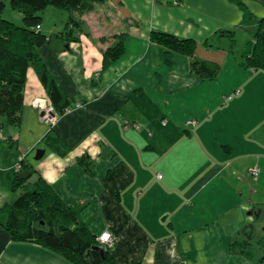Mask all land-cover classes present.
<instances>
[{
  "label": "crops",
  "instance_id": "crops-1",
  "mask_svg": "<svg viewBox=\"0 0 264 264\" xmlns=\"http://www.w3.org/2000/svg\"><path fill=\"white\" fill-rule=\"evenodd\" d=\"M239 3L256 29L264 7L257 12L252 5L264 0H181L179 7L97 0L71 15L58 9L64 21L37 53L64 100L83 107L48 133L35 100L50 98L28 67L19 123L0 119L6 187L7 172L23 157L35 170L30 181L42 179L92 235H113L109 256L116 264H264V257L258 263L229 247L250 248L253 234L264 230V70L243 68L241 56L228 50L226 32L234 37L247 23ZM70 17L81 31L64 44L58 36ZM153 31L207 41L209 53H223L216 75L202 79L177 53L168 54L166 66L163 48L149 39ZM120 35L123 54L104 65L103 52ZM189 119L197 121L192 131L182 124ZM38 150L44 153L34 160ZM0 264L72 263L13 241L0 225Z\"/></svg>",
  "mask_w": 264,
  "mask_h": 264
},
{
  "label": "trees",
  "instance_id": "trees-1",
  "mask_svg": "<svg viewBox=\"0 0 264 264\" xmlns=\"http://www.w3.org/2000/svg\"><path fill=\"white\" fill-rule=\"evenodd\" d=\"M88 1L97 0H9L10 8L20 12L22 18L21 25H18L0 17V22H4L7 29L12 30V27H16V33L19 35L18 40L11 36L0 39V87L3 91L0 93V119L7 126H16L20 121L26 71L31 64L35 67L37 77L55 109L60 112L62 108L70 105V102L64 100L48 69L40 63L37 50L49 40V37L40 29L36 31V27H40L41 15L46 8L61 9L71 15L78 10L90 9V5L85 6ZM238 6L244 13V20H248L251 15L246 7L240 3ZM4 7L5 4L0 1V15ZM75 31H81V24L70 17L61 36L58 37L67 44ZM226 33L231 38L232 48L233 31ZM117 37L116 42L102 54L104 65L116 61L123 54L124 37L121 35ZM149 37L151 42L163 48L162 57L166 66H170L168 54L177 53L189 58L190 71L202 79L213 78L220 67V59L218 60L217 56L223 53H217L221 52L219 50L215 51V54L209 53L206 50L210 47L207 41L199 45L192 39H181L159 31L151 32ZM240 61L243 68L264 70V18L257 20L256 29L247 42ZM51 130L52 128H49L48 133ZM34 172L29 163L22 161L20 169L14 171L11 185L12 191L21 188V194L9 202L0 204V225L9 233L10 238L15 242L44 247L72 264H116L109 256V248L104 247L103 256L92 250V247L101 245L78 221L76 211L60 201L42 179L30 181ZM248 246L247 242H232L229 245L231 253L245 258L251 255L250 251H247ZM261 247L263 253L258 263H261L264 257V245Z\"/></svg>",
  "mask_w": 264,
  "mask_h": 264
},
{
  "label": "rangeland",
  "instance_id": "rangeland-1",
  "mask_svg": "<svg viewBox=\"0 0 264 264\" xmlns=\"http://www.w3.org/2000/svg\"><path fill=\"white\" fill-rule=\"evenodd\" d=\"M5 4L4 10L2 11L0 17L2 19L5 20H9L12 22H15L18 25H21V19H19L20 17V12H16L14 10H12L9 6V0H0ZM260 7H264L262 4L257 3V4H253L252 5V9L255 11H260ZM51 10H45L42 13V27H43V31L44 34L47 36H51L54 37V32L56 30H58V28L60 27V23L64 21V19H59L58 17L61 15V13L58 11V9L55 8H49ZM62 11V10H60ZM20 13V14H19ZM251 18V16H250ZM249 18V19H250ZM247 20L246 25L242 26L241 28H239L237 31L234 32V42H233V47H232V51H234V55L236 56H241L242 52L245 50V46L247 44V42L251 39L252 34L254 33L255 29H252V22L250 20ZM10 28L7 29V25L4 24V22H0V35L2 39L5 36H11V37H15L18 40L19 35H17L16 33V27H12V30H9ZM6 31V33H5ZM228 43V42H226ZM230 47H228L229 49ZM1 49V47H0ZM3 92L1 87H0V93ZM49 128V127H48ZM3 140V138H2ZM1 140V141H2ZM2 143H0L1 145ZM33 158V157H32ZM23 161V160H22ZM18 162V161H17ZM6 169V167H4ZM7 181L5 178V183H7V187L6 184L3 183V179L0 175V186H2L1 188H3V191L6 193L5 195L7 196V198H5L2 202H9L11 200H13L15 197H17L20 193V188L15 189V191L11 190V181L13 178V174L14 172L12 170H10V172H7ZM6 177V174H5ZM263 236V237H262ZM264 238V230L260 229L259 231H256L255 234H253V238L251 239L250 243H251V247L249 248V251L251 252V254H253L254 259H259L262 256V245L263 243L262 240Z\"/></svg>",
  "mask_w": 264,
  "mask_h": 264
},
{
  "label": "built area",
  "instance_id": "built-area-1",
  "mask_svg": "<svg viewBox=\"0 0 264 264\" xmlns=\"http://www.w3.org/2000/svg\"><path fill=\"white\" fill-rule=\"evenodd\" d=\"M168 4L172 7H179L181 5V0H168ZM39 29L40 27L37 26L36 31H38ZM35 104L40 114V120L42 121L43 124H45L49 128H52L62 116L69 114L70 112H72V110L83 107V104L81 102L76 101L71 103L70 105L65 106L64 108L61 109L60 112H58L53 106V104L47 98L36 99ZM165 124H166V120H162L161 125L165 126ZM182 124L188 131H192L197 126V121L189 119ZM137 127H138L137 124H123L124 130L130 128H137ZM1 140H2V134L0 133V141ZM22 160L23 157L18 158L17 160L18 162H16L14 166L15 171H18L20 169ZM249 173L251 176L256 177L258 174V169L257 168L250 169ZM160 177L161 175H158V178ZM0 204H1V197H0ZM105 234L109 235V239L106 241L101 239V237L104 236ZM96 241L99 243V245L110 248L115 240L113 235L109 231L105 230L96 237Z\"/></svg>",
  "mask_w": 264,
  "mask_h": 264
},
{
  "label": "water",
  "instance_id": "water-1",
  "mask_svg": "<svg viewBox=\"0 0 264 264\" xmlns=\"http://www.w3.org/2000/svg\"><path fill=\"white\" fill-rule=\"evenodd\" d=\"M43 153L44 152L42 150H38L36 152V156L34 157V160H40ZM92 250L98 252L101 256L104 255V247L103 246H94V247H92Z\"/></svg>",
  "mask_w": 264,
  "mask_h": 264
},
{
  "label": "clouds",
  "instance_id": "clouds-1",
  "mask_svg": "<svg viewBox=\"0 0 264 264\" xmlns=\"http://www.w3.org/2000/svg\"><path fill=\"white\" fill-rule=\"evenodd\" d=\"M102 240H108L109 239V235L108 234H105L104 236L101 237Z\"/></svg>",
  "mask_w": 264,
  "mask_h": 264
}]
</instances>
